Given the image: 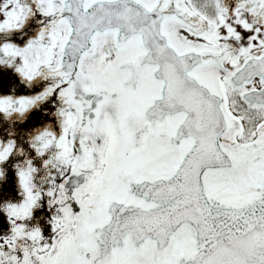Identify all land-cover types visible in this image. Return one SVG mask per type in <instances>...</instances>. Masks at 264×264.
Instances as JSON below:
<instances>
[{
    "label": "snow or ice",
    "instance_id": "obj_1",
    "mask_svg": "<svg viewBox=\"0 0 264 264\" xmlns=\"http://www.w3.org/2000/svg\"><path fill=\"white\" fill-rule=\"evenodd\" d=\"M0 264H264V0H0Z\"/></svg>",
    "mask_w": 264,
    "mask_h": 264
}]
</instances>
